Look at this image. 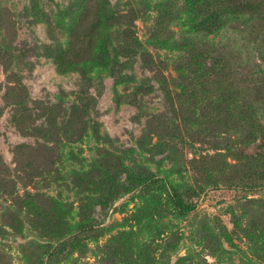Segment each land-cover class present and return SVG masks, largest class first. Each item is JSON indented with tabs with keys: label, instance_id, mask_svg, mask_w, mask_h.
<instances>
[{
	"label": "rangeland",
	"instance_id": "1",
	"mask_svg": "<svg viewBox=\"0 0 264 264\" xmlns=\"http://www.w3.org/2000/svg\"><path fill=\"white\" fill-rule=\"evenodd\" d=\"M74 1L0 0V264H264V0H102L85 74Z\"/></svg>",
	"mask_w": 264,
	"mask_h": 264
},
{
	"label": "trees",
	"instance_id": "2",
	"mask_svg": "<svg viewBox=\"0 0 264 264\" xmlns=\"http://www.w3.org/2000/svg\"><path fill=\"white\" fill-rule=\"evenodd\" d=\"M69 11H71V14L68 17V27L67 22L64 23L62 20L63 27L61 28L62 31L59 36L61 38L63 37L64 40H70L72 38L68 33L70 27L74 24V22H76V18L81 16L83 13H88V16H93V18L90 20L91 28L88 32L90 40L93 43L101 42L103 50L99 55H97V57L92 54V51H90V58H73L70 54L71 52H69L70 48L66 46L65 42V46L64 44L63 47L61 45L59 46V53L55 52L56 56L54 62L57 64V66H67L69 70H75L82 74L88 73L90 70H93V68L97 71V66L101 67L102 70H107L109 66L113 67L114 64H112L110 60L109 52H107L104 42L107 41L111 29L116 25L115 22L117 21V18L113 15L108 5H106V3L102 0H76L64 8V12ZM217 14L218 13H214L215 16H217ZM208 18L213 19L212 14H209ZM125 35L126 39L123 41V43L126 48L129 49L131 47H142L138 37L130 29L126 30ZM109 44L110 42H108V45ZM116 55L117 54H114L115 57ZM104 194H109V191L104 190ZM168 197L172 203V206L179 214H187L195 208L194 204L185 202L175 190L169 191ZM102 202L103 201H101V203ZM85 216H87L86 213ZM79 229L84 232L87 228H85L84 225H81ZM67 243L68 242H61L57 244V246L50 252L51 256H56L63 253Z\"/></svg>",
	"mask_w": 264,
	"mask_h": 264
}]
</instances>
